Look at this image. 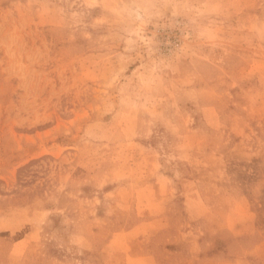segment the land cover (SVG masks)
Segmentation results:
<instances>
[{
	"label": "rangeland",
	"instance_id": "1",
	"mask_svg": "<svg viewBox=\"0 0 264 264\" xmlns=\"http://www.w3.org/2000/svg\"><path fill=\"white\" fill-rule=\"evenodd\" d=\"M0 264H264V0H0Z\"/></svg>",
	"mask_w": 264,
	"mask_h": 264
}]
</instances>
